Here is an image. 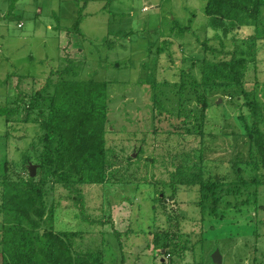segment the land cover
<instances>
[{
    "label": "rangeland",
    "instance_id": "rangeland-1",
    "mask_svg": "<svg viewBox=\"0 0 264 264\" xmlns=\"http://www.w3.org/2000/svg\"><path fill=\"white\" fill-rule=\"evenodd\" d=\"M206 1L18 0L9 13L13 0H0V108H18L11 121L0 115V175L27 180L30 163L37 165L34 177L43 174L44 131L31 98L51 72L72 65L68 79L110 83L106 182L84 186L81 207L48 178L55 229L78 232L72 238L80 251L104 248L105 264H215L217 248L223 264H264V184L258 208L222 206L214 215L203 212L199 185L173 179L178 167L201 164L203 147L208 173L232 180L239 157L249 178L264 181V8L243 86L205 90L204 58L250 43L247 30L236 41L218 39ZM81 6L84 36L69 30ZM154 88L164 108L152 99ZM52 94L50 88L41 101L45 116ZM205 108L213 134L202 137L196 125Z\"/></svg>",
    "mask_w": 264,
    "mask_h": 264
},
{
    "label": "trees",
    "instance_id": "trees-1",
    "mask_svg": "<svg viewBox=\"0 0 264 264\" xmlns=\"http://www.w3.org/2000/svg\"><path fill=\"white\" fill-rule=\"evenodd\" d=\"M17 1L13 0L10 4L9 13H13ZM204 8L208 26L215 31L218 39L232 38L236 41L237 35L247 30L250 43L246 48L244 41L235 42L236 48L228 55L204 58L201 83L206 87L205 90L220 85L242 87L247 64L255 60L258 50L256 39L260 31L264 0H207ZM84 9V6L79 8L78 17L69 28L83 36L81 23L85 18ZM60 18V15L56 16L58 26H61ZM203 44L206 49L209 48L206 42ZM71 70L72 65L57 73L51 72L44 86L31 98V103L40 106L39 121L44 131L43 174L34 177L30 173L27 180L15 179L7 174L0 175V215L3 217L0 227V264H105L104 248L80 251L74 247L72 238L78 232L57 230L53 223L56 200L51 199L49 177L67 189L69 197L83 207V187L106 182L111 168L106 138L109 128L110 83L106 80L68 79L64 75ZM55 74L58 75L56 81L53 79ZM150 75L145 83L151 80ZM195 85L199 86V83L195 81ZM50 88L53 94L45 116L41 101ZM152 99L157 106L165 107L155 88ZM250 109L255 112L254 104ZM17 111L18 108L3 106L0 115L11 121ZM201 120L196 130L200 131L202 137L208 133L212 135L211 130H208L206 108L201 114ZM186 130L192 131L193 126ZM205 155L202 147L201 164H186L172 171L175 183L200 186V206L203 212L211 210L215 215L219 214L218 209L222 206L239 208L249 206V203L258 208V188L264 181L249 178L239 164V157L232 161V180L227 176L208 173L204 168ZM25 157L28 161L32 160L27 154ZM252 186L255 190L249 194L248 190Z\"/></svg>",
    "mask_w": 264,
    "mask_h": 264
},
{
    "label": "water",
    "instance_id": "water-1",
    "mask_svg": "<svg viewBox=\"0 0 264 264\" xmlns=\"http://www.w3.org/2000/svg\"><path fill=\"white\" fill-rule=\"evenodd\" d=\"M220 101V100H219ZM30 168V173L32 176H35L36 174V170H37V165L34 163H30L29 165ZM212 258L215 264H223V255L221 254V251L219 248H217L213 254H212Z\"/></svg>",
    "mask_w": 264,
    "mask_h": 264
}]
</instances>
